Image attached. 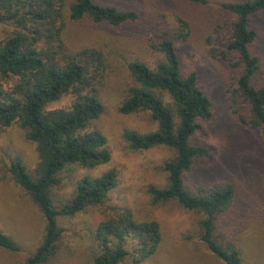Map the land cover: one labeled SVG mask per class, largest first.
<instances>
[{"label":"trees","instance_id":"trees-1","mask_svg":"<svg viewBox=\"0 0 264 264\" xmlns=\"http://www.w3.org/2000/svg\"><path fill=\"white\" fill-rule=\"evenodd\" d=\"M186 1L197 7L207 4ZM220 10L230 21L224 34L216 26L207 35V54L235 73L227 90L230 114L264 139V63L255 50L258 34L252 27L254 17L264 13V0L221 3ZM140 20L137 9L97 0H0V134L16 125L33 145L32 170L15 156L8 172L45 220L42 241L23 264L48 262L61 236L59 219L90 209L101 220L94 227L84 223L94 244L88 264H140L159 248L156 221L135 219L120 200L107 205L118 185L115 169L70 178L72 190L66 198L53 193L62 175L92 171L110 160L106 139L93 123L104 110L100 92L112 53L104 44L67 49L62 41L67 22L119 30ZM167 23L164 16L150 23L145 46L152 59L123 61L126 77L118 112L145 117L146 129L124 130L122 139L132 152L169 150L170 158L162 163L164 186L145 190L149 204L174 203L200 214L199 238L210 253L223 264H242L234 242L223 239L222 244L214 236L215 218L221 216L229 227L230 217L240 209L234 186L204 173L193 178L197 161L211 151L193 140L204 122L213 121L214 107L197 72H185L179 62L178 48L189 39L190 25L180 16L174 25ZM0 249L18 251L1 232Z\"/></svg>","mask_w":264,"mask_h":264},{"label":"rangeland","instance_id":"rangeland-1","mask_svg":"<svg viewBox=\"0 0 264 264\" xmlns=\"http://www.w3.org/2000/svg\"><path fill=\"white\" fill-rule=\"evenodd\" d=\"M97 1L137 9L141 18L119 30L67 22L62 33V41L69 50L104 44L112 53L100 92L104 110L93 123L106 139L110 160L92 171L77 170L73 175H62L63 182L54 189V195L66 198L70 194V178L74 181L84 175L98 176L115 169L118 185L110 193L107 205L120 200L135 219L153 220L160 227L161 242L157 252L140 264H223L200 241L198 223L203 219L200 214L183 210L174 203L153 207L145 196L148 186H164L162 163L170 158L169 150L157 147L132 152L122 139L124 130L146 129L145 117L124 116L118 112L126 77L123 61L136 57L152 59L154 55L145 46L150 23L164 16L172 26L180 16L188 21L191 31L187 42L178 48L180 65L185 72H197L199 84L214 107L213 121L204 122L193 140L211 150L208 158L197 161L193 178L200 179L204 173L234 186L238 200L235 205L240 209L230 217L233 222L229 227L221 223V216L215 218L214 236L222 244H225L223 239L233 241L240 250L242 264H264V139L258 131L244 127L230 114L227 90L235 73L223 62L211 59L205 43L211 30L213 34L218 26L224 34V26L230 21V16L220 10V4L241 0H206L205 7L191 5L186 0ZM252 27L258 34L255 50L264 63V13L254 17ZM15 156L23 158L32 170L36 162L34 147L16 125L0 134V232L15 242L18 251L0 249V264H23L41 243L45 227L38 208L8 172L10 160ZM100 220L95 209L59 219L61 236L57 251L45 264H88L94 244L84 223L94 227ZM120 264L133 263L125 260Z\"/></svg>","mask_w":264,"mask_h":264}]
</instances>
